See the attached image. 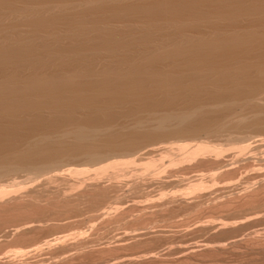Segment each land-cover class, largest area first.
I'll return each mask as SVG.
<instances>
[{
    "label": "bare ground",
    "instance_id": "bare-ground-1",
    "mask_svg": "<svg viewBox=\"0 0 264 264\" xmlns=\"http://www.w3.org/2000/svg\"><path fill=\"white\" fill-rule=\"evenodd\" d=\"M262 126L264 0H0V181L4 180L0 185V217L9 220L6 219L9 215L14 217L9 221H16L22 215L9 226L8 220L6 223L0 219L4 224L2 228L0 225V237L5 243L15 245L11 256L18 258L17 261L31 262V258H38L35 260L40 259L41 264H71L97 255L109 258H103V264H183L203 252L219 251L220 255L226 250L229 254L238 246L243 253L249 249L254 252H248L250 255L263 253L264 257V230L260 233L254 227V234L249 235L252 231L245 230L247 237L227 236V243H223V238V242L213 240L214 244H210L209 240H203L199 245L197 237H192L194 243L188 244L193 240L190 237L195 236L194 231L208 233L218 229V233L236 228L241 231L243 224L253 225L256 221L253 217L241 220L242 216L237 220L236 211L240 212L235 208L240 206L241 211L242 206L243 209L248 206L247 210L252 212L258 202H263L264 165L262 171L241 178L240 183L236 179L231 182V178L234 180L233 176L240 174L235 162L239 159L243 162L244 153L251 154L264 147L263 136L251 141L252 136L243 130ZM222 135H227V139L238 138L240 142L231 145L226 141L230 147L236 146L230 149L224 147L229 146L226 143L210 141ZM201 137L211 138L210 142L207 139L193 145L187 142L189 138ZM178 138H186L187 143ZM169 139L184 143L177 144L175 140L168 144ZM230 150L235 154H229ZM227 156L233 162L229 163ZM164 158L166 166L162 162ZM244 159L250 160V157ZM201 161H209L212 169L215 166L216 170L219 167L224 170L216 173L219 176L212 173L207 177H198L199 173L190 176L191 169L195 168L191 163L202 167ZM258 161L264 164V157ZM232 163L237 170L227 167ZM203 166L210 167L208 162ZM17 177L22 179L17 181ZM222 178L226 181H221ZM217 179L221 185L216 187ZM148 184L153 188L158 186L155 188L159 196L155 188L148 189L156 193L148 191L151 196H158L156 199L145 191L144 185ZM164 186L175 187L177 191L160 193L165 190L159 187ZM207 200L213 202L211 206L216 207L217 211L213 209L216 212L220 207L224 211L228 208L225 213L236 216L232 218L237 221L221 220L214 224L207 218L212 222L199 220L207 223L197 222L198 226L194 225L197 231L189 226L186 230L192 232L184 231L189 236L192 234L188 236L190 239L187 237L188 241L184 239L188 234L181 239L183 233L179 232L184 245L177 238L174 241L180 244L173 246L174 249L169 245L165 251L164 245V248L158 245L161 238L167 237L164 234L168 226L171 224V229L174 224H168L171 219L167 223L163 217L167 228L161 226L164 222L158 226L161 215L166 216L168 213H164L170 210L175 212L177 203L186 213V207L195 202V206L199 203L203 207L201 202L208 205ZM175 202L177 207L172 206ZM87 204L91 208L87 209ZM83 206L92 215L87 221L78 220L75 224L76 215L69 212L73 207L81 210ZM154 209L160 213L158 221L155 219L158 211L151 213ZM244 211L241 212L244 214ZM147 213L150 219L144 221ZM132 214H137L136 220ZM125 218L131 220L130 224L125 223ZM248 219L252 222L245 224ZM83 221L87 222L86 226L81 224ZM122 221L125 226H121ZM135 222L141 225L133 227ZM118 224L121 229L115 227ZM68 226L77 229L73 231L75 228ZM50 227V235L42 232ZM52 227L60 229L52 231ZM85 227L88 228L85 230ZM113 231L115 234H111ZM146 236L148 240H152L150 236L154 240L160 238L155 244L165 252H156L160 250H154L155 244L154 248L150 247L151 242L149 253L141 250L146 254L134 256L137 243L147 240ZM168 237L171 240L172 236ZM104 238L111 239L110 243L113 240L114 246L105 244L104 247ZM4 241L0 243L7 245ZM95 242L103 247L94 248ZM128 246L132 248L127 253ZM243 257L247 258V254ZM238 260L236 263L242 259ZM6 262L9 264L10 260ZM0 263H3L1 259Z\"/></svg>",
    "mask_w": 264,
    "mask_h": 264
},
{
    "label": "rangeland",
    "instance_id": "rangeland-1",
    "mask_svg": "<svg viewBox=\"0 0 264 264\" xmlns=\"http://www.w3.org/2000/svg\"><path fill=\"white\" fill-rule=\"evenodd\" d=\"M262 127H263V128H262ZM262 127H261V128H260V127H258V128H257V127H254V129L250 127L251 129H248V128H247V130L245 129V130H243V131H245L246 134L249 133L248 135H249L250 137L252 136L253 139L250 138V140L252 141V140L258 138L259 135H260L259 137H262V136L264 137V126H262ZM254 135H256V136H254ZM253 136H254L255 138H254ZM219 137H220V138H218V137H217V138H216V137H213L212 139L209 138V140L211 139L210 141H215V143L224 144V145H225L226 141H227L228 143L231 142V145H233V144L237 145L236 142H237V141L240 142V139L235 138V137H233V139L231 138L232 140L230 139V137H228L229 139H227V138H226L227 135H222V136H219ZM178 139L183 140V139H181V138H178ZM206 139H207V138H206ZM206 139H205V138H202V137H201V138H198L197 140H196V138H195L194 140L191 139V138H189V139H187V140H188V141H187L186 138H184L183 141L186 140L189 144L191 143V144L193 145L195 142H196V143L199 142L198 140H200V141L203 140V141H204V140H206ZM214 139H215V140H214ZM226 139H227V140H226ZM234 139H235L236 141H235ZM175 140H176V139H174V140H172V139L170 140V139H169V141H171V142H168V140H167V142H168V144H170V143H172V141L175 142ZM207 140H208V139H207ZM209 140H208V142H210ZM183 141H178V142H177V140H176L177 144L180 143V142L182 143ZM186 141H185V143H187ZM216 141H217V142H216ZM251 141H250V142H251ZM233 142H234V143H233ZM247 142H248V141H247ZM183 143H184V142H183ZM213 143H214V142H213ZM175 144H176V143H175ZM175 144H174V145H175ZM191 144H190V145H191ZM238 144H240V143H238ZM226 145H229V144L226 143ZM224 147H225V148H229L230 145H229V146H224ZM234 147L236 148V146H231L230 149H231V148H234ZM228 150H229V149H228ZM232 150H235V149H232ZM232 150H230V151H232ZM259 150H260V151H259ZM259 150H256V152H255V151H252L251 154H248V153L246 152V155H245V153L243 154L244 156L241 155L242 158H243V157H244V158H246V157L248 158V156H249V157H250V160L252 159L253 161L250 162V160H247V159H246V161H245V159L243 158L244 161L242 162V160L239 159L240 162H239V160L237 161V162H239L238 164H240L239 166H238L237 162H235V164L237 165V167H239V170H240L239 173H240V174H237L238 176H233L234 180H232V178H231V182H232V181L234 182L235 179H236V180L240 183V182H241V181H240L241 178L244 179L245 177L252 175V173H255V171H259V170L262 169L261 167H263L264 164H262L263 162L260 163V161H258V160H259V158L262 159V157H264V147H262V148L259 149ZM262 150H263V151H262ZM230 151L228 152L229 154H233V153H234V151H232V153H230ZM257 151H258V153H257ZM235 152L237 153V150H235ZM262 152H263V153H262ZM256 153H257V154L260 153V154L257 156ZM234 154H235V153H234ZM254 154H255L258 158H256V156H255ZM261 154H262L263 156H262ZM247 155H248V156H247ZM252 155L255 156V157H253ZM163 156H164V155H163ZM171 156H173V155H171ZM241 156H240V157H241ZM245 156H246V157H245ZM261 156H262V157H261ZM167 157H168V156H166V158H167ZM228 157H229V156H227V159H226V160H228V162H229V158H228ZM231 157H232V156H231ZM240 157H239V158H240ZM225 158H226V157H225ZM253 158H254V159H253ZM255 158H256V159H255ZM167 159H168V158H167ZM230 159L232 160V158H230ZM257 159H258V160H257ZM233 160H234V159H233ZM233 160H232L231 162H233ZM165 161H166V160H165V158H164V161H162V162H164V165L166 166V165H167V162H165ZM247 161H248V163H251V164H248ZM255 161H256V162H255ZM257 161H258V162H257ZM139 162H141V161H139ZM201 162H203V161H201ZM204 162H208V166H210V164H209L210 162H209V161H204ZM204 162H203V164H204ZM231 162H229V163H231ZM160 163H161V162H160ZM165 163H166V164H165ZM199 163H200V162H199ZM244 163H245V164H244ZM259 163H260L261 165H259ZM157 164H159L158 161H157ZM191 164H192V166H195V168H196L197 170L193 167L194 169H193V171H192V169H191L192 167H190L191 172H192V174H191L190 171H189L190 174H189V172H188V174H189L190 176H194L195 173H197V174L199 173V174H198V177H200V176H201V177H202V176L207 177L209 173H210V174H211V173H212V174H215V176H216V175L219 173V171L221 172V170H222V172H223V170H224V167H223V168H220V167H219V169L217 168V170H216V169H215V166H213L214 169L216 170V171H215L214 169L211 168V166L208 167V168L205 166V167H206V168H205V167L203 166L202 163H201V164H202V167H203V168L200 167V166H196L197 164H195V163H194V165H193V163H191ZM191 164H190V165H191ZM235 164L232 163V164H230L231 166L229 165V166H227V167H230V168L232 167V168L236 169V168L234 167V166H236ZM257 164H258V165H257ZM180 165H182V164H180ZM198 165H199V164H198ZM205 165H206V164H205ZM233 165H234V166H233ZM242 165H243V167H245L246 169H244V168L242 167ZM244 165H245V166H244ZM248 165H249V166H248ZM250 165H251V166H250ZM183 166H184V165H183ZM254 166H256V168H255ZM257 166H258V167H257ZM178 167H179V166H178ZM178 167L176 166V168H178ZM181 167H182V166H181ZM181 167H180V168H181ZM197 167H198V168L200 167L201 169L199 168V170H198ZM216 167H217V166H216ZM240 167H241V168H240ZM248 167H250V169H249ZM209 168H210L211 170H210ZM253 168H254V169H253ZM190 169H187V170H190ZM203 169H204V170H203ZM225 169H226V168H225ZM237 169H238V168H237ZM237 169H236V170H237ZM194 170H196L197 172L194 171ZM251 170H252V172H251ZM262 170L264 171V168H263ZM262 170H261V171H262ZM181 171H182V170H181ZM183 171H184L183 173L187 172L186 170H183ZM199 171H200V172H199ZM210 171H211V172H210ZM245 171H246V172H245ZM247 171H248V172H247ZM193 172H194V173H193ZM207 172H208V173H207ZM213 172H214V173H213ZM216 173H217V174H216ZM236 173H237V172H236ZM242 173H243V174H242ZM247 173H248V174H247ZM179 174H180V173H179ZM181 174H182V173H181ZM181 174H180V175H181ZM188 174H185V176H186V177L189 176ZM193 174H194V175H193ZM197 174H196V175H197ZM201 174H202V175H201ZM203 174H204V175H203ZM205 174H206V175H205ZM246 174H247V175H246ZM235 175H236V174H235ZM242 175H243V176H242ZM253 175H254V174H253ZM253 175H252V176H253ZM16 176H17V175H16ZM16 176H15V177H16ZM19 176L21 177V175H19ZM217 176H219V175H217ZM240 176H241V177H240ZM15 177H13V178H15ZM20 177H17V179L20 178ZM146 177L149 178L150 175H149V176L146 175ZM146 177H145V178H146ZM172 177L177 178L176 176H172ZM172 177H171V179H172ZM205 177H204V178H205ZM224 177H225L226 179L229 178V176H228V178H227V176H225V175H224ZM236 177H237V178L239 177L240 179H239V178L237 179ZM250 177H251V176H250ZM216 178H218V177H216ZM225 178H222L221 181H224L223 179H225ZM11 179H12V178H11ZM11 179H9V180L12 181ZM17 179H16V180H17ZM20 179H22V178H20ZM5 180H6V179H5ZM7 180H8V179H7ZM217 180H218V179H217ZM228 180H229V179H228ZM228 180H227V181H228ZM3 181H4V180L0 181V182H1L0 185L4 184ZM10 181H9V182H10ZM17 181H19V179H18ZM221 181H220V179L217 181V185H216V187L219 186V185H218L219 183H220V185H221ZM225 181H226V180H225ZM225 181H224V182H225ZM251 181L254 182V180H252V179H251ZM5 182H6V181H5ZM215 182H216V181H215ZM215 182H214V183H215ZM228 182H229V181H228ZM6 183H8V181H7ZM210 183H213V182H210ZM250 183H251V182H250ZM153 185H155V184H153ZM208 185L210 186L209 183H208ZM214 185H215V184H214ZM214 185H213V188H214ZM240 185H241V184H240ZM173 186H174V185H173ZM173 186H172V187H173ZM175 186H176V185H175ZM144 187H145V188H144L145 191H147V193H149V196H150V197H152V196H153L154 194H156V193H157V195L159 196V194H158L159 191H158V189H157V191H156V188H155V187L158 188L157 185H155V187H154L155 189L152 187L151 184H150V185L148 184V186L144 185ZM151 187H152V189L155 190L156 193L153 192L152 189L148 190V189L151 188ZM162 187H163V186H162ZM162 187H159V189H161V190H163V191L165 190V191L162 192V191L160 190V191H161L160 193H168V192H170V190L173 189V188H174V189H177V188H175V187L170 188V186H166L167 189H168V191H167V189H166L165 186H164L165 188H162ZM178 187H179V186H178ZM179 188H180V187H179ZM174 189H173V190H174ZM151 190H152V192L154 193V194H152V196H151V194H150ZM178 190H179V189H178ZM148 191H150V192H148ZM171 191H172V190H171ZM174 191H177V190H174ZM174 191H172V192H174ZM179 191H181V190H179ZM179 191H178V193H179ZM120 192H121V191H120ZM120 192H118V193L120 194ZM112 194H113V193H111V194H109V195L113 196ZM226 194H227V193H226ZM109 195H108V196H109ZM224 195H225V194H223V196L221 195V197H224ZM227 195H228V194H227ZM155 196H156V195H155ZM158 196H156V197H158ZM150 197H149V198H150ZM153 197H154V196H153ZM153 197H152V198H153ZM156 197H154V198L156 199ZM213 197H215V196H213ZM221 197H219V198H221ZM225 197H226V196H225ZM134 198H135V197H134ZM134 198H133V199H134ZM211 198H212V197H211ZM216 198H217V197H216ZM110 199H111V197H110ZM110 199H109V197H108V200H110ZM135 199H137V198H135ZM221 199H222V198H221ZM211 200H212V199H211ZM211 200H210V201L207 200L208 202H210V203H209L210 205H209V204L207 205L206 203H205V204H206V205H205L203 202H201L202 205H203V207L199 206V205H200L199 203H198V206H195V205L197 204V202H195V204L193 203V205L190 206L189 208L183 205L182 208L185 209V207H186V208H187V211H188V209H189V211H190V212L188 211L189 214L187 213L186 209H185L186 213L184 212V210H182V209L180 210L179 207H180L181 204L177 203V204L179 205V206H178V205L176 204V202L174 203V205H173V203H172V206H173V207H175V206L177 207V206H178V208L176 209L177 211L179 210L178 212H177V211L171 206V204L169 205V206L171 207V209L173 208L172 211L175 210L176 214H175V212L172 213L171 210H170V212L164 210V212L166 211V213H164V212H163V213H164V214H167V213H168V214H167L166 216H165V215H164V216L161 215V218L159 219V217H160V213H159L158 209H154L153 211H151V213H153V212L155 213V211L157 210L158 213H159V214H158V213L156 214V217H155L153 214H150V215H152L153 217H155V219L158 217L157 219L160 220V221H158V220L156 219V221L160 222V223H158V226H160V224H161L162 222L165 223V221H163V220H165V219L168 220V221H166L167 223L169 222V219H171L170 222H169L168 224H170V223H172V222L174 223V224H172L171 229L169 228V227L171 226V224H170V226H168L166 223H165V224H164V223L161 224V226L164 225L163 228H164L166 225L168 226V228L165 227V229L167 228V230L163 229V230L167 231V233H165V234L163 233V234H164L165 236H167V237H168V235H169V236H172V237H171V240H170V237H168V242L165 240L167 237H165V239H162V238H161V240H160V244L158 243V245H159L160 247H163V245H164V247H165L164 250H165V251L167 250L168 247L170 248L171 245H172V247H173V246H174V247H175V246L177 247V246H179L180 243H181V245H184V244H183V241H185V240L182 241L181 239H182V237H183L184 235L188 234V233H184V231H185L186 229H190V228H192L193 231L196 230V228L194 227V225L196 224L195 226H198V225H197V222L199 223V220H200V221H201V220H205L206 218H207L208 220H213V223L215 222L216 224H217V222H219V221L221 222V220H226L227 223H229L230 220H232V221L234 222V221L239 220L241 216H242V217H241V220H242L243 217H244V219H245L246 217H247V218H252V217H253V220H256V221L253 223L254 226H253L252 224H250V225H248V226H246V225L243 224L242 227H243L244 230L242 229V227L240 228L241 231H242V233H241V231L239 230V228H236V230H235V229H232V230L230 229V230H229L230 233L228 232V230H227V231H222V232L219 231V232L217 233V230H218V229H213V232L211 231V232H208V233H207V231L204 233V232H203L204 230H198V231L196 230L197 232L194 231V233H193V235L195 234V236H191L192 234H190V236H191V237H190L189 234H188L187 236H184V239H185V237H186V240H187V237H188V236H189L190 238H192V237H194V238L197 237V239L195 238L196 241H197L196 243L199 244V245H202L201 242H204L203 240H209V242H210V244H211V243H213V242L216 243L215 240L219 243V242H220V239H221V241H222L223 238H224V242H223V241H222V242H223V243H225V242L227 243V241L229 240V238H228L227 241L225 240V238H226L227 236H228V237H229V236H233L234 234L238 236L237 238L240 237V234H241V236H242V235L245 236V235L247 234V232H251V231H252L253 227L255 228V230H256V228H257L258 230H260V233H261V229L264 230V225H263V224H264V206H263L264 204H263V205L261 204V203H264V200H263V202H262V201H261L260 203L258 202V204L255 205V206L257 207V208L255 207V209H257V210L252 209V212H251V210H247L248 206H247V207L245 206L246 209H243V206H242L241 211H244V210H245V211H244V214H243V212L240 211V209H239L240 206H239V207L237 206L238 209H237V208H235V209H236V210H239V212L242 214V215H241L240 213H238V212L236 211V215L238 214V216H237L238 218H236L237 220H236V219L233 220L236 216L233 215L234 218H232L233 216L231 217L229 214H226V213H225V211H226V212H227V210L229 211L228 208H226V210L224 211L225 208L222 209V208L220 207L219 211L216 212V211H217L216 207H215L214 205H213V207L211 206V205L213 204V202H212L213 200H212V201H211ZM215 200H216V199L214 198V201H215ZM217 200H218V199H217ZM222 200H224V198H223ZM110 201H111V200H110ZM112 201H113V199H112ZM219 201H220V199H219ZM211 202H212V203H211ZM215 202H217V201H215ZM215 202H214V204H215ZM83 203H84V202H83ZM83 203H82V204H83ZM82 204H80V205L82 206ZM175 204H176V205H175ZM259 204H260V205H259ZM80 205H79V206H80ZM257 205H259V206H257ZM79 206H77V207H79ZM81 206H80V207H81ZM84 206H85V205H84ZM84 206H83V207H84ZM169 206L167 205V207H169ZM83 207H82V209H81L82 212H81V210H79L80 208L77 210V208L75 209V207H73L72 210H71V212H69V213L73 214L74 217H75V215H76L75 218H74V217H71V218H74V219H75V221H74L75 224H76V222L78 223V222H80V221H82V220H84V219H85V221H87V220L89 219L90 215H92V214L89 213V212H91V211H89V210L87 211V209L91 208V207L88 206V204L85 206L87 209H86L85 207H84V208H83ZM88 207H89V208H88ZM167 207H166V209H167ZM193 207H194V208H193ZM205 207H207L206 209H207L208 211L205 209ZM208 207H209L210 209H208ZM222 207H224V206H222ZM245 207H244V208H245ZM249 207H250V206H249ZM180 208H181V207H180ZM190 208H191L193 211H191ZM196 208H198V209H196ZM217 208H219V207H217ZM240 208H241V207H240ZM260 208H262V210H261ZM194 209H195L196 211H194ZM213 209L216 210V211H214ZM250 209H251V207H250ZM36 210H37V209H36ZM41 210H42V209H41ZM46 210H47V209H44V211H46ZM75 210H76V211H75ZM83 210H84L86 213L83 212ZM167 210H169V208H168ZM197 210H198V211H197ZM220 210H222V211L220 212ZM246 210H247V211H246ZM254 210H255V211H254ZM259 210H260L261 213L259 212ZM42 211H43V210H42ZM72 211H73V213H72ZM162 211H163V210H162ZM180 211H181L182 213H181ZM199 211H200V212H199ZM202 211H203V212H202ZM223 211H224V213H223ZM256 211H258V212H256ZM38 212H40V210H39ZM38 212H37V213H38ZM79 212H80V213H79ZM87 212H88V213H87ZM160 212H161V211H160ZM183 212H184V213H183ZM193 212H194V214H193ZM196 212H198L199 214L196 213ZM211 212H212V213H211ZM231 212H232V211H231ZM69 213H68V215H71V214H69ZM82 213H83L84 215H83ZM135 213H136V212H135ZM163 213H162V214H163ZM169 213H170L171 215H169ZM177 213H178V215H177ZM209 213H210V214H209ZM222 213H223V215H222ZM228 213H229V212H228ZM232 213H234V211H233ZM232 213H231V214H232ZM247 213H249V214H247ZM253 213H254V214H253ZM255 213H257V214H255ZM12 214H14V213H12ZM87 214H88V215H87ZM133 214H134V213H133ZM133 214H132V215H133ZM147 214H148V216H146ZM147 214H145V218L143 217V218H144V221H146V218H147V219H150V218H148V217H149V213H147ZM174 214H175V215H174ZM187 214H188V215H187ZM212 214H213V215H212ZM218 214H220V216H217ZM239 214H240V216H239ZM246 214H247L248 216H247ZM262 214H263V215H262ZM14 215H17V213H15ZM14 215H13V216H14ZM78 215H81V216H78ZM132 215H130V217H131ZM136 215H137V214H136ZM136 215H133V216H134V220H136V219H135V216H136ZM157 215H158V216H157ZM172 215H174L175 217L172 216ZM176 215H177V216H176ZM203 215H204V216H203ZM210 215L213 216V217H211ZM215 215H216V217H215ZM226 215H229V216H226ZM253 215H254V216H253ZM256 215L258 216V218H257ZM11 216H12V215H11ZM17 216H18V215H17ZM17 216H15V217H17ZM19 216H20V219H21V216H22V215H19ZM19 216H18V218H19ZM71 216H72V215H71ZM77 216H78V218H77ZM85 216H86V218H85ZM152 216H151V217H152ZM167 216H168L169 218H168ZM170 216H172V218H171ZM191 216H192V217H191ZM202 216H203V217H202ZM223 216H224V217H223ZM225 216H226V218L228 217L229 219H226ZM260 216H261V217H260ZM7 217L9 218V220H10V219H14V217L11 218V217H9V215L6 216V219H7ZM81 217H82L83 219H82ZM153 217H152V219H154ZM163 217H165V219L162 220ZM188 217H189V218H188ZM193 217H194V218H193ZM214 217H215V219H214ZM220 217H221V218H220ZM254 217H255L256 219H255ZM18 218H17V219L15 218L16 221L18 220ZM80 218H81V219H80ZM127 218H129V216H127ZM127 218L124 219V220H125V223H126V221H129V224H130V221H131V220H129V219H127ZM132 218H133V217H132ZM143 218H141V219L143 220ZM192 218H193V219H192ZM196 218L198 219V221H197ZM199 218H200V219H199ZM211 218H212V219H211ZM231 218H232V219H231ZM247 218H246V219H247ZM260 218H261V219H260ZM0 219L4 220V221L7 223V220H8V219L5 220L3 217H0ZM126 219H127V220H126ZM183 219H184V220H183ZM207 219H206L205 221L208 222ZM219 219H220V220H219ZM244 219H243V220H244ZM262 219H263V221H262ZM2 220H1V222H0V223H1V224H0V225H1V228H2V226H4V224L2 223V222H3ZM9 220H8V222H9L10 224L8 223L7 226L11 225V223L13 224V221L16 222L15 220H11V221H9ZM72 220H73V219H72ZM78 220H80V221H78ZM132 220H133V219H132ZM137 220H138V219H137ZM161 220H162V221H161ZM177 220H178V221H177ZM187 220H188V221H187ZM216 220H217V221H216ZM260 220H261V222H260ZM19 221H20V220H19ZM19 221H18V222H19ZM139 221H140V220H139ZM144 221H143L142 223H144ZM147 221H148V220H147ZM182 221H183V222H182ZM186 221H187V224H188V225H185V224H184V223H186ZM195 221H196V222H195ZM205 221H204V222H205ZM226 221H225V222H226ZM248 221H249V222H252V219H251V220L248 219L247 222H245V224H246V223L249 224ZM132 222H133V221H132ZM137 222H138V221H137ZM178 222H181V224H182V223H183V224L180 225V223H178ZM207 222H205V223L200 222L199 225H201V223H202V224H206ZM209 222H212V221H209ZM209 222H208V223H209ZM6 223H5V225H6ZM83 223H84V226H86V223H87V222H84V221L81 222V224H83ZM88 223H89V224H87V225H88V227H89V225H90L91 223H90V222H88ZM120 223H121V222H120ZM120 223H119V224H120ZM127 223H128V222H127ZM139 223H141V221H140ZM191 223H192V224H191ZM215 223H214V224H215ZM255 223H256V224L259 223V225H258L259 227H258ZM119 224L116 225L115 227H116V228H117V227L119 228V227H120ZM129 224H128V225H129ZM133 224H134V225H132V223H131V225H132L133 227H137V226H135L136 222L133 223ZM176 224H177L178 226H177ZM72 225H73V224H72ZM122 225L125 226V224H124L123 221H122L121 226H122ZM126 225H127V224H126ZM131 225H130V226H131ZM136 225H139V224H136ZM140 225H141V224H140ZM140 225H139V226H140ZM142 225H143V224H142ZM153 225H155V223H154ZM156 225H157V224H156ZM173 225H176V227H175V226L173 227ZM192 225H193V227H192ZM73 226H74V225H73ZM73 226H71V227L68 226V227L72 229ZM76 226H77L78 228L84 227V226H80V227H79V225H76ZM76 226H75V227H76ZM130 226H126V227L129 228ZM139 226H138V227H139ZM181 226H182V227H181ZM187 226H188V228H187ZM189 226H190V228H189ZM75 227H74V228H75ZM88 227H85V230H86ZM115 227H113V228H115ZM126 227H125V229H127ZM177 227L179 228V230H178ZM185 227H186V228H185ZM246 227H247V228H246ZM52 228H53V227H52ZM54 228H55L56 230L60 229V228H58V227H54ZM54 228L52 229V231H53V230L55 231ZM69 228H68V229H69ZM74 228H73V229H74ZM118 228H117V229H118ZM155 228L157 229V228H159V227L156 226ZM172 228H173V229H172ZM175 228H177V229H175ZM182 228H183V229H182ZM193 228H194V229H193ZM7 229H10V227H8ZM64 229L66 230V228H64ZM68 229H67V230H68ZM71 229H70V230H71ZM73 229H72V230H73ZM76 229H77V228H75L73 231H75ZM82 229H83V228H82ZM117 229H116V230L114 229L115 232L117 231ZM119 229H121V228H119ZM122 229H123V227H122ZM160 229H162V227H161ZM180 229H181V230H180ZM249 229H250V231H249ZM61 230H63V229H61ZM61 230H60V231H61ZM72 230H71V232H73ZM123 230H124V229H123ZM123 230H121V231H123ZM176 230H177V231H176ZM245 230H247V232H246ZM255 230L252 231L253 233H252V232H251V234L249 233V235L254 234V231H255ZM44 231H45V232H44ZM49 231H50V233H51V227H50V229H45V230H43L42 232H44V233L50 235ZM102 231H103V230H102ZM102 231H101V232H102ZM104 231H105V230H104ZM119 231H120V230H119ZM121 231H120V232H121ZM172 231H173V233H172ZM186 231H190V230H186ZM186 231H185V232H186ZM200 231H201V232H200ZM214 231H216V232L214 233ZM231 231H233V232H231ZM237 231H238L239 235H238ZM239 231H240V232H239ZM37 232H38V231H37ZM37 232H34V234H37ZM42 232L39 231L38 233L40 234V233H42ZM57 232H59V231H57ZM86 232H87V231H86ZM101 232L99 231V233H101ZM115 232L113 231V232H111V234H112V233L115 234ZM179 232H180L181 235H182V233H183L182 236L180 235V236H181V239H180V236H179ZM181 232H182V233H181ZM191 232H192V231H190V233H191ZM198 232H199V234H200V233H201V234L199 235ZM234 232H235V233H234ZM244 232H245V233H244ZM257 232H258V231H257ZM262 232H263V231H262ZM52 233H54V232H52ZM117 233H118V231H117ZM169 233H170V234H173V235H170ZM202 233H203L204 235H203ZM211 233H212V234H211ZM224 233H225V236H223ZM226 233H227V234H226ZM228 233H229V234H228ZM231 233H232V234H231ZM260 233L258 232L257 234L259 235ZM263 233H264V232H263ZM32 234H33V233H32ZM104 234H105V232H104ZM111 234H109V236H111ZM163 234H162V235H163ZM174 234H175V235H174ZM196 234H198L199 236H196ZM207 234H208V235H207ZM213 234H214V235H213ZM215 234H217L216 236H218V237H220V238L216 237ZM218 234H220V235H218ZM255 234H256V233H255ZM257 234H256V235H257ZM30 235H31V234H30ZM30 235H29V236H30ZM105 235H106V234H105ZM177 235H178V236H177ZM201 235H202V236H201ZM205 235H206V236H205ZM247 235H248V234H247ZM247 235H246V237H247ZM95 236H96V234H95ZM109 236H108V237H109ZM147 236H148V235H147ZM147 236H146V237H147ZM203 236H204V237H203ZM222 236H223V237H222ZM263 236H264V235H263ZM263 236H262V234H261V237H263ZM52 237H53V236H52ZM93 237H94V235H93ZM146 237H144V238H146ZM148 237H149V236H148ZM148 237L146 238L147 240L142 239L143 241H141L142 243L140 242L141 244H140V243H137V245L134 244V245H136L137 247L140 248L139 251H138L139 248H137L136 246H133V245H132L134 248L136 247V251H137V252H136L135 250H133L134 248L132 249V250H133V253H134V256L139 255V253L141 254L143 250H145V251H147V252L149 253V250H150V248H149V244L152 242V243H151L152 245L150 244V247L152 246V247L154 248L155 245H156L155 242H156V241L159 242L158 240L160 239V238L157 239V238H158V237H157V238H156L157 240H154L155 237H154V236H152V237L150 236V238H152V240L149 238V239L151 240V241H150V240H148ZM153 237H154V238H153ZM160 237H161V236H160ZM173 237H175V238H173ZM178 237H179V239H178ZM189 237H188V238H189ZM207 237H208V238H207ZM215 237H216V239H215ZM235 237H236V236H235ZM246 237H245V238H246ZM0 238L3 240L2 237H0ZM49 238H51V237L49 236ZM163 238H164V237H163ZM176 238H177V239H176ZM190 238H189V239H190ZM204 238H205V239H204ZM213 238H214V239H213ZM217 238H218V240H217ZM240 238H243V237H240ZM8 239H9V238H8ZM104 239H105V242H103V244H102V245H104V247H105V244H107V245L110 244V245H109L110 247H113V246H114V245H112V244H113V240H112V242H111L112 244H111V243H110L111 239H109V238H104ZM175 239H176L177 241H179L180 243L177 242V241L175 242V241H174ZM192 239H193V238H192ZM210 239H211V240H210ZM231 239H232V237L230 238V240H231ZM2 240H0L1 243L4 241V240H3V241H2ZM106 240H107V241H106ZM108 240H109V243H108ZM144 240H145V241H144ZM162 240H163V241H166V243L163 244L164 242H163ZM169 240H170V244H169ZM180 240H181V241H180ZM199 240H200V242H199ZM213 240H214V241H213ZM6 241H9V240H6ZM101 241H103V240H101ZM146 241H148L149 243H147ZM161 241H162V242H161ZM171 241H172L173 244L171 243ZM173 241H174V242H173ZM187 241H188V240H187ZM191 241H192V242H191ZM194 241H195V240L193 239V240L188 241L189 243H188V242H187V243H188V244H191V243H194ZM211 241H213V242H211ZM99 242H100V241H99ZM143 242H146V244L144 245ZM190 242H191V243H190ZM198 242H199V243H198ZM1 243H0V251H1L2 253L0 252V257H1V256H2V257H1L0 259L3 261L2 264H8V262H6V260H10V262L13 260L12 262H14V261L16 262L18 258H16V260H15V259H14L15 257H14V258L12 257V256H13L12 254H13V252H14L13 250H15V245H14V244H11V245H10V242H9V243L7 242V243H8V244H7V243H5V241H4V244H7V245H3V244H1ZM11 243H12V242H11ZM97 243H98V242H95L94 248H97V247H101V246H102V245L100 246L99 244H98L99 246L96 245ZM161 243H162V246H161ZM185 243H186V242H185ZM214 243H213V244H214ZM100 244H101V243H100ZM139 244L142 245V246H139ZM147 244H148V245H147ZM154 244H155V245H154ZM177 244H178V245H177ZM107 245H106V246H107ZM111 245H112V246H111ZM143 245H144V246H143ZM146 245H147V247H146ZM158 245H156V246H157V247H156L157 249H154V250H160V251H156V252H160V253L165 252V251H163V249H162V250H161V248L159 249ZM169 245H170V246H169ZM95 246H97V247H95ZM167 246H168V247H167ZM242 246L245 247V244H244V245L242 244ZM3 247H5V248H3ZM102 247H103V246H102ZM129 247L132 248L131 246L126 247V248H128V249L126 250L127 253H128V250L130 249ZM143 247H145V249H144ZM164 247H163V248H164ZM166 247H167V248H166ZM174 247H173L172 249H174ZM200 247H202V246H199V248H200ZM238 247H239V249H238ZM238 247H237V248H236V247H233L232 250L234 251V249H237V251L239 252L240 249H241V247H240V246H238ZM92 248H93V247H92ZM126 248H125V249H126ZM247 248H248V246H247ZM247 248H245V250H247ZM3 249H5V250L2 251ZM86 249H87V248H86ZM88 249H90V248H88ZM148 249H149V250H148ZM151 249H152V248H151ZM228 249H231V248H228ZM250 249H251V248H250ZM9 250H11L10 252H12V251H13V252L10 253ZM132 250H130L129 253L131 252V254H133V253H132ZM141 250H142V251H141ZM152 250H153V249H152ZM154 250H153V251H154ZM243 250H244V249H243ZM5 251H6V252H5ZM118 251H119V250H118ZM120 251H124V249H123V250L121 249ZM233 251L230 250V253H229V254L227 253L226 250H225L224 252L221 251V252H220V253H221L220 255L218 254L219 251L209 252V254H208V252H203V253H205V256H203L204 254L202 253V254H200V256H199V255L195 256V258H196L197 260H196L195 258L192 259V257H191V259L189 258L190 260L187 259V260L184 261V262H185V263L187 262L186 264H188V263H189V264H193L194 262H195V264H197V263H198V264H204V263H205V264H208V263H209V264H217V263H218V264H253L254 262H255L254 264H262V262H263V264H264V257H263V255H262L263 253H260L261 255L258 253V254L260 255V257H259L258 254H257V255H256V254L252 255V253H251V255H250V253H248V252H253V251H252V250L249 251V249H248V251H244V253H243V251H240L239 253L242 252L241 254L237 253L236 250H235L234 252H233ZM4 252H5V253H4ZM8 252H9V253H8ZM135 252H136L137 254H135ZM228 252H229V250H228ZM125 253H126V252H125ZM144 253H145V252H144ZM148 253H147V254H148ZM150 253H151V251H150ZM210 253H211V254L213 253V254L211 255ZM224 253H225L226 255H225ZM253 253H254V252H253ZM4 254H5L6 256H5ZM9 254H10V255H9ZM145 254H146V253H145ZM145 254L142 253L141 255H145ZM206 254H207V255H206ZM214 254H215V255H214ZM222 254H224V256H223ZM230 254H232V255H230ZM235 254H236L237 256H236ZM238 254H239V255H238ZM242 254H243V255H242ZM246 254H247V258H248V255H250V256H249L250 258L247 259L246 257H243V256H246ZM7 255H8V256H7ZM11 255H12V256H11ZM208 255H209V256H208ZM210 255H211V256H210ZM218 255H219V256H218ZM221 255H222V256H221ZM228 255H229V256H228ZM9 256H10V258H9ZM94 256H95V255H94ZM174 256H175V255H174ZM201 256H202V257H201ZM206 256H208L209 258L206 257ZM215 256H216V257H215ZM225 256H226V257H225ZM230 256H231V257H230ZM212 257H214L215 259L212 258ZM224 257H225V258H224ZM232 257H233V258H232ZM235 257H236V260H235ZM237 257H238L239 260H240V258H241L242 260L244 259V260H243L244 262H242V260L239 261V260L237 259ZM239 257H240V258H239ZM251 257H252V258H251ZM12 258H13V259H12ZM85 258L87 259V257H85ZM91 258H92V257H91ZM94 258H95V259H94ZM94 258H92V259L90 260V257H88V260H87V261H85L86 259H83V258H82V260H81V259H80V260H74L71 264H74V263H76V264H95V263H96V264H103V263H104V259H103V258H106V256H105V257H99V258H100V259H99L98 256L96 255V257H94ZM107 258H108V257H107ZM107 258H106L105 260H107ZM201 258L203 259V261L201 260ZM220 258H221V259H220ZM261 258H263L262 261L260 260ZM28 259H30V258H28ZM35 259H38V258H35ZM35 259H32V258H31V262H29L30 260L28 261L27 259H26L27 262L23 260L24 263L22 262L21 259H19V260H21V261H19V260H18V261L21 262L20 264H28V263H30V264H38V263L41 264V263H42V262H40V259L37 260V261H39V262H37ZM101 259H103V260H101ZM110 259H111V258H110ZM212 259H213L214 261H213ZM217 259H218V260H217ZM219 259H220L221 261H220ZM251 259H252V260H251ZM32 260H33V261H32ZM83 260H84L85 262H84ZM108 260H109V258H108ZM198 260H199V261H198ZM205 260H206V261H205ZM215 260H217V262H216ZM237 260L239 261L238 263H236ZM253 260H254V261H253ZM259 260L261 261V263L259 262ZM18 261H17V262H18ZM81 261H83V263H81ZM88 261H89V262H88ZM95 261H96V262H95ZM196 261H197V262H196ZM201 261H202V262H201ZM224 261H225V262H224ZM226 261H229V262H226ZM248 261H249V262H248ZM250 261H253V262H250ZM256 261H257V262H256ZM10 262H9V264H14V263H12V262L10 263ZM17 262H16L15 264H18ZM32 262H33V263H32ZM94 262H95V263H94ZM105 262H106V261H105ZM184 262H181V263L185 264ZM190 262H192V263H190ZM219 262H222V263H219ZM234 262H235V263H234ZM241 262H242V263H241ZM0 264H1V263H0ZM148 264H149V263H148ZM150 264H151V263H150ZM154 264H156V263H154ZM157 264H158V263H157Z\"/></svg>",
    "mask_w": 264,
    "mask_h": 264
}]
</instances>
